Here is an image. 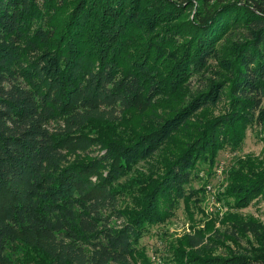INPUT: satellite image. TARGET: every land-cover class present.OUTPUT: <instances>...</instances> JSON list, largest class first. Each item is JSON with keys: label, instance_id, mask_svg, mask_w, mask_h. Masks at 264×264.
I'll return each instance as SVG.
<instances>
[{"label": "trees", "instance_id": "trees-1", "mask_svg": "<svg viewBox=\"0 0 264 264\" xmlns=\"http://www.w3.org/2000/svg\"><path fill=\"white\" fill-rule=\"evenodd\" d=\"M254 126L264 0H0V264H149L141 241L188 198L197 164ZM239 165L224 198L245 208L264 197V158ZM223 222L172 244L166 264H264V225Z\"/></svg>", "mask_w": 264, "mask_h": 264}, {"label": "rangeland", "instance_id": "rangeland-1", "mask_svg": "<svg viewBox=\"0 0 264 264\" xmlns=\"http://www.w3.org/2000/svg\"><path fill=\"white\" fill-rule=\"evenodd\" d=\"M239 33L237 32L234 37H237ZM215 67L202 76L192 78L190 88L193 93L206 85L208 79L217 78L215 74L217 68ZM227 105L228 102L224 99L218 106L201 111L197 119L206 120L209 117L221 115ZM130 123L136 122L130 121ZM55 125L52 124V127ZM125 125L126 123L118 125L120 128L116 127H118V131H122L126 128ZM175 141H180L182 144L186 143V135L185 137L178 136ZM175 144L167 147L166 153L174 152L176 150L174 149ZM247 158L259 160L264 158V128L258 126L250 128L247 131L246 140L239 150L225 148L219 152L214 162L197 164L193 181L189 186H186L188 198L179 201L177 208L173 211V216L165 222L155 224L141 241L140 251L144 253L143 256L146 257L149 264H166L172 256V244H176L179 239L186 235L195 234L197 230H202L209 236H214V232L218 230L225 231L223 219L228 215H236L246 220L253 219L264 225V197L253 200L245 208H234L230 204L232 200L227 197L224 198V193L231 184L229 181L231 172L239 169V164ZM76 159L77 156L70 158L71 161ZM81 159L87 160L88 158L82 154ZM156 163V160H152L148 163L137 164L133 168L132 176L137 177L140 173H148L154 170ZM96 179L93 177L94 182ZM225 245L232 246V243L226 241ZM254 246L258 247V244L255 242ZM243 247V249L248 248L246 244H243ZM221 250L222 248L216 253L219 254ZM141 256L136 257L137 264L144 263Z\"/></svg>", "mask_w": 264, "mask_h": 264}]
</instances>
